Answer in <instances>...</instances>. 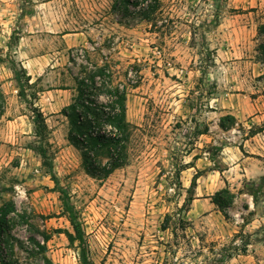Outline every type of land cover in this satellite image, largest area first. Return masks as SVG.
<instances>
[{"label":"rangeland","instance_id":"1","mask_svg":"<svg viewBox=\"0 0 264 264\" xmlns=\"http://www.w3.org/2000/svg\"><path fill=\"white\" fill-rule=\"evenodd\" d=\"M263 19L264 0H161L150 20L123 0H0V204L22 214H9L11 235L49 233L47 255L79 264L76 243L55 231L71 230L66 200L95 264H213L219 251L232 253L225 264H264ZM9 60L34 82L25 98ZM105 62L126 90L131 134L127 163L97 179L61 109L83 68ZM224 114L236 117L228 130ZM223 187L235 194L226 216L209 198ZM13 257L41 262L16 243Z\"/></svg>","mask_w":264,"mask_h":264},{"label":"trees","instance_id":"2","mask_svg":"<svg viewBox=\"0 0 264 264\" xmlns=\"http://www.w3.org/2000/svg\"><path fill=\"white\" fill-rule=\"evenodd\" d=\"M127 4L137 7L140 14L150 20L161 8V0H123ZM257 30L264 32V19L258 25ZM264 54V45L260 46ZM9 68L12 72L18 95L26 97L25 87H31V77L26 73L23 66L16 67L14 60H9ZM82 74L75 78V94L71 101L62 107L61 113L67 119L68 130L67 139L81 153L82 165L90 176L97 179H104L115 169L122 167L128 161V141L131 134L129 122L126 119V90L121 82L117 80V73L107 63L96 64L84 67ZM67 88V87H65ZM32 98L35 93L31 92ZM5 98L0 87V116L4 111ZM33 114V125L35 134L43 139L47 133L45 116L41 109L33 102L30 103ZM236 123V117L232 114L220 116L218 125L223 130H228ZM207 126L203 129L205 133ZM251 133H254L251 130ZM218 149H214L213 154H217ZM40 155L45 161L46 154L40 150ZM199 172L196 171L192 176L191 183L186 189L192 199V193L196 186ZM264 177V176H262ZM210 202L219 208L221 213L224 207H228L233 202L235 194L228 187H223L211 196ZM254 199V198H253ZM20 216L12 200H7L0 204V264H24L13 257V245L16 243L22 250L32 258H39V264H57L47 255V241L50 239L49 233H42V240L35 236H29L27 241L15 238L10 233L13 217L9 214ZM62 215H64L71 226V230L57 229L62 232L70 244L76 243L78 247L77 259L79 264H95L89 257L84 239V230L76 221V212L73 206L63 200ZM174 217L176 224L180 227L185 226L186 222L180 214H166L165 221ZM163 226L162 229H165ZM242 253L246 251V244L239 248ZM232 257V253L224 251L217 252L213 258V264H225ZM34 264V263H28ZM37 264V263H35Z\"/></svg>","mask_w":264,"mask_h":264}]
</instances>
